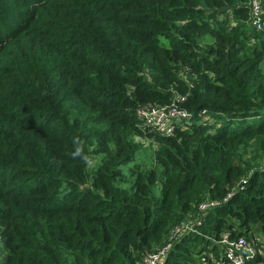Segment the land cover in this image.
I'll return each instance as SVG.
<instances>
[{
  "label": "trees",
  "instance_id": "1",
  "mask_svg": "<svg viewBox=\"0 0 264 264\" xmlns=\"http://www.w3.org/2000/svg\"><path fill=\"white\" fill-rule=\"evenodd\" d=\"M235 2L0 0V264H139L206 200L162 264L264 236V30L205 11Z\"/></svg>",
  "mask_w": 264,
  "mask_h": 264
},
{
  "label": "built area",
  "instance_id": "2",
  "mask_svg": "<svg viewBox=\"0 0 264 264\" xmlns=\"http://www.w3.org/2000/svg\"><path fill=\"white\" fill-rule=\"evenodd\" d=\"M248 3V1L246 2ZM262 8L258 0H252V20L251 25L257 31L264 30L261 22ZM185 102V97L177 96L174 102L166 106H152L139 108L136 111V117L142 128L152 132H157L163 136H170L183 121L189 119V113L181 107ZM264 163V162H263ZM217 205L216 202L206 200L198 206V213L195 216H189L179 225L175 226L168 235V241L165 245L158 247L155 251L145 254L139 264H162L163 258L172 247L173 243L187 233L194 232L195 226L201 224L204 215L212 207ZM220 244L224 246L223 255L219 259L210 261H201L200 264H253L259 253L255 245H250L247 239L239 237L228 239V235H222ZM257 250V252H256Z\"/></svg>",
  "mask_w": 264,
  "mask_h": 264
},
{
  "label": "water",
  "instance_id": "3",
  "mask_svg": "<svg viewBox=\"0 0 264 264\" xmlns=\"http://www.w3.org/2000/svg\"><path fill=\"white\" fill-rule=\"evenodd\" d=\"M238 7H243V8H246L248 10L247 25H250L251 20H252V0H248V3H243V2H240V0H236L235 4H233V5H225V6L220 7V8H217V7L206 8L205 11L206 12H216L217 14L224 13L226 16V14L228 12L237 9Z\"/></svg>",
  "mask_w": 264,
  "mask_h": 264
},
{
  "label": "rangeland",
  "instance_id": "4",
  "mask_svg": "<svg viewBox=\"0 0 264 264\" xmlns=\"http://www.w3.org/2000/svg\"><path fill=\"white\" fill-rule=\"evenodd\" d=\"M263 67H264V63H263ZM142 143H143V146L146 148L148 145V142L144 141ZM250 154L252 155L253 153L251 152ZM145 155H146V153H142L143 159H145V157H146ZM254 166H256V165L254 164ZM253 236L254 237L252 238V240H248V242L250 243L251 246H253V244H254L255 249H256L257 243L260 244L261 245V252L264 254V236H261V235H253ZM256 252H257V250H256ZM259 253H260V251H259Z\"/></svg>",
  "mask_w": 264,
  "mask_h": 264
}]
</instances>
